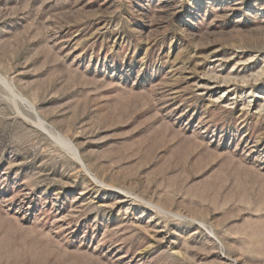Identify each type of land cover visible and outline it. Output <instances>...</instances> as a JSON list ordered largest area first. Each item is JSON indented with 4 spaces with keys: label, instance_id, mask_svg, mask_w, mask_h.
<instances>
[{
    "label": "rangeland",
    "instance_id": "374dc122",
    "mask_svg": "<svg viewBox=\"0 0 264 264\" xmlns=\"http://www.w3.org/2000/svg\"><path fill=\"white\" fill-rule=\"evenodd\" d=\"M0 264H264V0H0Z\"/></svg>",
    "mask_w": 264,
    "mask_h": 264
},
{
    "label": "bare ground",
    "instance_id": "6f19581e",
    "mask_svg": "<svg viewBox=\"0 0 264 264\" xmlns=\"http://www.w3.org/2000/svg\"><path fill=\"white\" fill-rule=\"evenodd\" d=\"M56 139H58V141L63 145V147H65L69 152H71L72 154H74L73 149H72L70 143L67 141V139L62 138L61 136L57 137ZM80 160H81V158H80Z\"/></svg>",
    "mask_w": 264,
    "mask_h": 264
}]
</instances>
